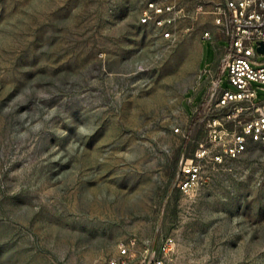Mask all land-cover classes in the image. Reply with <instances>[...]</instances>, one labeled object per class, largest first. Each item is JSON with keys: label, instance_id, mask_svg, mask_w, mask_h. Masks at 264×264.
<instances>
[{"label": "rangeland", "instance_id": "obj_1", "mask_svg": "<svg viewBox=\"0 0 264 264\" xmlns=\"http://www.w3.org/2000/svg\"><path fill=\"white\" fill-rule=\"evenodd\" d=\"M140 9L0 0V264H109L131 240L130 264H147L166 238L172 264H264L258 146L205 163L193 193L178 187L182 159L207 140L196 111L200 71L218 58L202 40L211 24L183 23L192 32L171 44Z\"/></svg>", "mask_w": 264, "mask_h": 264}, {"label": "built area", "instance_id": "obj_2", "mask_svg": "<svg viewBox=\"0 0 264 264\" xmlns=\"http://www.w3.org/2000/svg\"><path fill=\"white\" fill-rule=\"evenodd\" d=\"M131 1V0H130ZM140 4V23L153 25L161 37L175 44L181 35L193 27L183 23L209 22L202 33L203 41H211L218 54L216 66L201 72L199 81L207 76L204 97L196 111L203 123L207 140L201 143L191 158L182 159L178 187L187 194L204 185L209 178L203 172L205 163L222 164L224 157L237 159L252 145L264 152V102H257L254 84L264 85V67L253 60L264 55V0H132ZM219 42L229 45L219 48ZM227 72L233 88L220 89L222 74ZM173 238L160 245V256L151 247L147 264H172L168 255L175 250ZM136 241L119 247V256L109 264H130Z\"/></svg>", "mask_w": 264, "mask_h": 264}, {"label": "water", "instance_id": "obj_3", "mask_svg": "<svg viewBox=\"0 0 264 264\" xmlns=\"http://www.w3.org/2000/svg\"><path fill=\"white\" fill-rule=\"evenodd\" d=\"M260 52L264 53V46L259 49Z\"/></svg>", "mask_w": 264, "mask_h": 264}]
</instances>
